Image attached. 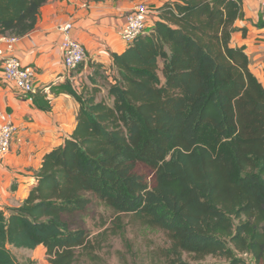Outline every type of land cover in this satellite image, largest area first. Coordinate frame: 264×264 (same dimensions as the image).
Wrapping results in <instances>:
<instances>
[{"label":"trees","instance_id":"16d2710c","mask_svg":"<svg viewBox=\"0 0 264 264\" xmlns=\"http://www.w3.org/2000/svg\"><path fill=\"white\" fill-rule=\"evenodd\" d=\"M47 1L0 0V35L25 36ZM156 10L150 30L111 54L110 74L52 87L79 103L76 126L44 156L23 203L0 208V264H19L11 247L41 246L49 264L96 263L122 225L73 228L92 196L164 231L167 264H245L243 252L264 264V83L245 47L231 45L244 1ZM102 78L109 101L98 98ZM34 102L51 109L44 96Z\"/></svg>","mask_w":264,"mask_h":264},{"label":"crops","instance_id":"0c3cea01","mask_svg":"<svg viewBox=\"0 0 264 264\" xmlns=\"http://www.w3.org/2000/svg\"><path fill=\"white\" fill-rule=\"evenodd\" d=\"M142 1L156 8L171 0H48L35 28L20 37L14 54L24 65L34 66L37 76L35 92L28 96H21L14 86L0 82V111L11 113L17 126L12 150L0 157V208L23 203L37 183L44 156L63 144L76 126L79 103L69 94H56L52 90L70 76L63 64L60 45L64 34L60 28L72 23V38L81 42L88 54L80 68L71 72L74 81L91 84L90 76L96 68L110 74L111 54L128 48L121 38V29L126 15ZM243 1L245 15L235 23L231 45L244 46L251 66L258 65L264 74L260 0ZM37 94L50 101V110L36 105Z\"/></svg>","mask_w":264,"mask_h":264},{"label":"rangeland","instance_id":"374dc122","mask_svg":"<svg viewBox=\"0 0 264 264\" xmlns=\"http://www.w3.org/2000/svg\"><path fill=\"white\" fill-rule=\"evenodd\" d=\"M257 66H251V68L264 83V74ZM99 84L102 88L98 93V98H105L109 101V81L102 78ZM137 171L149 178L153 177L152 172L144 166H138ZM91 198L93 202L89 208L72 219L73 228H85L96 234L117 224H121L122 227L120 233L111 235L108 243L97 252L101 259L96 263L89 262L88 264H167V258L161 255V250L170 245V240L164 231L149 226L131 214H116L96 196ZM11 251L19 264H49L43 246L35 250L11 247ZM184 257L190 259L189 256ZM205 261L214 263L217 260L208 256Z\"/></svg>","mask_w":264,"mask_h":264},{"label":"built area","instance_id":"2783aa9c","mask_svg":"<svg viewBox=\"0 0 264 264\" xmlns=\"http://www.w3.org/2000/svg\"><path fill=\"white\" fill-rule=\"evenodd\" d=\"M260 12L264 19V0H260ZM157 10L155 7L142 1L138 3L134 9L126 15V21L121 29V38L128 45L133 40L147 32L155 20L157 19ZM72 23H68L61 27L60 30L64 34V40L60 47L63 52V64L69 73L70 80L74 85L80 88V84H76L73 74L78 67L87 59V51L85 46L72 38ZM20 37L0 35V82L4 85L14 86L21 96H28L35 92V79L37 69L32 65H24L19 57L14 54L15 46ZM17 126L11 113L0 111V157H5L11 150L15 137ZM240 257L245 264H258L256 258L249 252H243Z\"/></svg>","mask_w":264,"mask_h":264}]
</instances>
